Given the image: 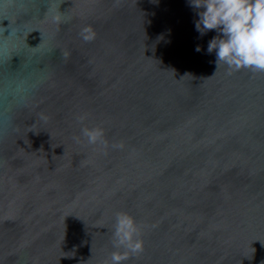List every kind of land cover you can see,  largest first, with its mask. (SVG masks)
I'll return each instance as SVG.
<instances>
[{"label": "water", "instance_id": "95a60500", "mask_svg": "<svg viewBox=\"0 0 264 264\" xmlns=\"http://www.w3.org/2000/svg\"><path fill=\"white\" fill-rule=\"evenodd\" d=\"M200 10L0 0V264H105L118 212L123 264H264V73L217 68Z\"/></svg>", "mask_w": 264, "mask_h": 264}, {"label": "clouds", "instance_id": "9594fccd", "mask_svg": "<svg viewBox=\"0 0 264 264\" xmlns=\"http://www.w3.org/2000/svg\"><path fill=\"white\" fill-rule=\"evenodd\" d=\"M190 6L196 10L203 9L197 12L199 18L195 21V29L201 36L210 30L222 34L210 40L207 47L209 54L215 51L217 68L223 63L228 74L242 69L254 74L264 73V0H190ZM79 35L85 42H91L96 36L91 26L84 27ZM195 50L199 52L201 47L197 45ZM39 118L45 122L48 119L43 113ZM78 119L83 121L84 117ZM73 140L104 150L109 147L104 129L99 126L83 127ZM111 147L115 149L122 145L112 144ZM113 247L118 250L110 254V260L105 264H123L144 250L140 226L126 212L115 215Z\"/></svg>", "mask_w": 264, "mask_h": 264}]
</instances>
